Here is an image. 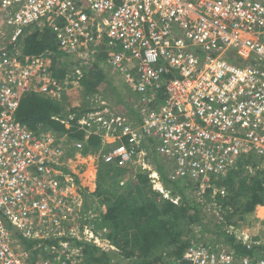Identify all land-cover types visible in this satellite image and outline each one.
Listing matches in <instances>:
<instances>
[{
  "label": "built area",
  "instance_id": "2783aa9c",
  "mask_svg": "<svg viewBox=\"0 0 264 264\" xmlns=\"http://www.w3.org/2000/svg\"><path fill=\"white\" fill-rule=\"evenodd\" d=\"M33 25L55 33L63 56L80 58L79 77L101 52L123 93L133 92L128 113L97 93L77 119L101 138L95 157L103 165L137 166L162 191L155 152L171 164V181L189 180L201 196L238 158L264 159V0H0V264H86L76 241L109 248L93 227L62 234L58 218L68 204L51 198L59 141L16 120L24 93L59 89L50 59L19 50ZM237 237L247 250L261 244ZM212 247L193 245L175 264H264Z\"/></svg>",
  "mask_w": 264,
  "mask_h": 264
},
{
  "label": "trees",
  "instance_id": "16d2710c",
  "mask_svg": "<svg viewBox=\"0 0 264 264\" xmlns=\"http://www.w3.org/2000/svg\"><path fill=\"white\" fill-rule=\"evenodd\" d=\"M19 47L23 57L51 60L49 69L53 79L59 87H66L69 94H72L69 95L72 101L73 93L78 91L84 100L87 96L102 94L108 89V92L118 96L123 102V91L114 84L113 74L109 70L104 72L96 62L84 67L81 77L68 75L76 70L73 68L76 62L73 57L67 58L57 50L55 33L50 28L30 26L20 40ZM61 58L67 59L60 61ZM100 58L103 59V56L98 60ZM51 89L56 90L54 87ZM86 101L78 106L74 101L71 108L74 117L67 120L66 113H62V104L54 103L35 92H26L16 111V120L33 132L51 130L53 133L66 134L69 139L82 142V151L86 154L97 155L102 146L101 138L76 126L77 119L89 110ZM63 120L68 121L69 129L65 128ZM157 157L162 159V164ZM150 160L160 175L163 191L155 190L149 173L137 166L117 168L100 162L102 166L97 171L98 181L92 194L105 205V210L99 214L100 223L97 226L107 228L105 236L118 254L76 241L82 249L86 264H175L183 261L189 247L193 245H220L239 257L264 258V246L247 250L242 241L236 239V234L232 233L233 227L247 222L256 208L264 206V169L259 167L262 158L253 154L238 158L234 168L224 176L211 179L201 196H197L198 201L193 195L196 186L191 181L169 179L171 164L164 157L151 152ZM108 171L122 176L127 172L130 181L122 185L112 178L108 181L105 179ZM215 187L223 188V193L215 191ZM205 205L206 208H213L214 205L217 208V224L211 225L209 230L210 224H200L206 210ZM194 225L202 227L196 231L198 234L206 229L205 232L211 234L213 239L206 238L207 242H197ZM13 233L15 237H21L19 232L13 230ZM21 241L33 254L43 252L42 248L33 250L34 243ZM71 243L74 244L75 240ZM45 252L47 257L53 258L49 251ZM117 257L119 259L116 261Z\"/></svg>",
  "mask_w": 264,
  "mask_h": 264
},
{
  "label": "rangeland",
  "instance_id": "374dc122",
  "mask_svg": "<svg viewBox=\"0 0 264 264\" xmlns=\"http://www.w3.org/2000/svg\"><path fill=\"white\" fill-rule=\"evenodd\" d=\"M19 50L21 51L20 47ZM67 58H61L60 61H64ZM73 68H76V66H73ZM83 69V68H82ZM77 75L76 72H71L68 75ZM119 80H114V84L117 86H120V89L123 87ZM122 86V87H121ZM59 88H64V86H60ZM67 91V89H66ZM125 94L123 93L122 96L125 98L128 97V90H124ZM64 94V93H63ZM67 94V92H66ZM71 94V93H70ZM68 91V100L69 105L71 108V105L74 104V101L76 105H82L86 100L87 97H85L84 100L80 97V92L73 93V101L71 97L69 96ZM72 95V94H71ZM65 95H63L64 97ZM102 96L104 100L113 108H116L117 105L121 106V101L118 96L113 95L112 93L108 92V89H106L104 92H102ZM80 97V98H79ZM66 100V99H65ZM67 101V100H66ZM87 102V101H86ZM73 106V105H72ZM89 107V106H88ZM87 107V108H88ZM69 108V109H70ZM71 110V109H70ZM70 113V112H69ZM74 117V113L68 114V116ZM67 120H70L69 117ZM67 120H63L62 123L64 124L66 129L70 128L69 123ZM48 131L53 135L55 139H58L59 145H60V155L58 158V169L59 171H56L53 173L54 176H56V181H58V185L56 186L54 190V194H51V198L53 196L58 197L60 201L67 203V208L64 209V211L59 216V222H60V228L63 235L66 236V238L69 236L70 231H75L76 234L83 233L84 228L93 227L94 230H96L97 234L103 236V239L106 240L107 244L109 246H106L105 243L100 242L101 246L103 247H109L108 253H116L118 254V251L114 248H110L112 245V242H108V239L106 238L105 234L107 235L108 230L105 226H97L99 224V214L104 212L105 205L100 203L95 196H93L92 192L93 189L96 186V183L98 181V174L97 171L99 170L100 162L96 159L95 155L92 154H86L85 151H82V142H79L76 140H71L68 138L66 134H57L51 132V130H45L44 132ZM158 161L162 164L163 161L161 158L157 157ZM259 167H264V159H262V164ZM107 178L108 181H111L110 179H115L117 182H119V185H122L123 183L130 181L129 175L127 172L123 174H118L117 172H110L108 171L105 179ZM223 188L215 187V191H219L220 193H223ZM163 191V190H162ZM196 193V194H195ZM193 193L194 196H198L197 191ZM199 197V196H198ZM198 197L196 200L198 201ZM204 200V198H202ZM175 203H177V200H174ZM204 202V201H203ZM209 207V206H208ZM214 207L205 208L204 215L202 217L201 225L210 224L216 225L218 218L216 217V211ZM254 218L252 216L249 217V220L247 222H241L239 227V232H244L247 236H252L254 239L263 238L262 241H264V221L262 222H254ZM49 220H44V229H47L49 226L48 223ZM195 229V236L197 239V242L201 240V243L207 242V239H213L211 234H208L205 232L206 229H202L201 233L198 234L196 231L201 230V226H195L193 227ZM214 229V228H213ZM212 229V230H213ZM238 232V233H239ZM209 244V243H208ZM119 257L115 258L117 261ZM114 260V261H115ZM127 263V262H125Z\"/></svg>",
  "mask_w": 264,
  "mask_h": 264
},
{
  "label": "crops",
  "instance_id": "0c3cea01",
  "mask_svg": "<svg viewBox=\"0 0 264 264\" xmlns=\"http://www.w3.org/2000/svg\"><path fill=\"white\" fill-rule=\"evenodd\" d=\"M91 50H92V48H91ZM102 56H103V59L100 58L98 60V58L99 57H102ZM79 59L80 58L73 57V61L76 62V65L75 66H77V62L80 61ZM103 61H104V54L101 53V52H99L95 58H93L92 60L89 61V63H87V65H89L92 62H94V63L96 62L103 69L104 72H107V70H109V69L104 66ZM87 65L85 67H87ZM66 92H67V94H66ZM128 93H129L128 94V97L122 98V101L123 102L121 103V106L120 105H117L116 108H114L117 112H122V113H128L129 112L125 102H126V99L128 100V98H130V96L131 97H134V95H133V92L132 91H128ZM63 95H65V96L63 97ZM40 96H42L44 98H47V99L51 100L54 103H60V104H62L63 105V107H62L63 108L62 109V113H64V114L66 113V117L67 118L70 116V115L68 116V114L71 113V110L70 109L72 108V105L73 104L71 105V108H70V105H69L70 102H69L68 98H66V97H68V91H66V89L59 88L57 90H51L48 93H42V94H40ZM74 142H76V141H74ZM257 211H262L263 212L264 211L263 206L256 208V212H255L256 213L255 214L256 215V218L258 217ZM257 222H260V219H258Z\"/></svg>",
  "mask_w": 264,
  "mask_h": 264
},
{
  "label": "clouds",
  "instance_id": "9594fccd",
  "mask_svg": "<svg viewBox=\"0 0 264 264\" xmlns=\"http://www.w3.org/2000/svg\"><path fill=\"white\" fill-rule=\"evenodd\" d=\"M260 169H264V167H263V168L260 167ZM227 172H228V171H227ZM227 172H226V173H227ZM226 173H225V174H226ZM225 174H224V175H225ZM224 175H221V176H224ZM218 177H220V176H218ZM263 208H264V206H263ZM255 212H256V209H255L254 212L251 214V216L254 218L253 221H254V222H257L258 219H260V222L264 221V211H263V212H262V211H257V214H258V217H257V218H256V215H255V214H256ZM239 230H240L239 227H238V226H235V227L232 228V233H233V234H236V236H238L239 233H240V234H241V233H244V232H241V231L239 232ZM238 232H239V233H238ZM248 237H250V236H248ZM236 239H238V237H237ZM261 239L263 240V238L254 239L255 241H259V242H261V244L258 245L257 247H259V246H264V241H262ZM238 240H239V239H238ZM255 248H256V247H255ZM255 248H254V249H255Z\"/></svg>",
  "mask_w": 264,
  "mask_h": 264
}]
</instances>
